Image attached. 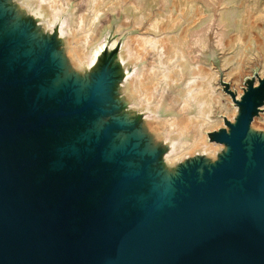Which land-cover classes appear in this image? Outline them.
Segmentation results:
<instances>
[{"label":"water","instance_id":"water-1","mask_svg":"<svg viewBox=\"0 0 264 264\" xmlns=\"http://www.w3.org/2000/svg\"><path fill=\"white\" fill-rule=\"evenodd\" d=\"M4 1L0 264H264V134L251 131L264 78L236 100L230 131L211 134L227 145L219 160L167 175L120 113L115 51L90 82L71 75L56 37Z\"/></svg>","mask_w":264,"mask_h":264},{"label":"bare ground","instance_id":"bare-ground-1","mask_svg":"<svg viewBox=\"0 0 264 264\" xmlns=\"http://www.w3.org/2000/svg\"><path fill=\"white\" fill-rule=\"evenodd\" d=\"M75 1L4 3L16 20L31 22L37 36L56 37L65 69L71 75L90 82L93 72L117 52L114 62L119 69L115 72L116 67H112L119 79L112 93L122 108L120 113L137 120L148 141L161 150L159 164L165 174L176 173L194 159L203 158L208 163L219 160L227 145L212 140L211 134L222 129L229 132V124L236 122L239 106L234 101L245 92L240 88L244 74L252 75L257 66L260 72L254 85L264 78L263 7L257 9L255 4L249 8L245 0H233V17L223 13L220 18L228 27L232 21L233 29L213 49L212 34L203 27L208 19L204 18L205 11L210 12L206 0ZM121 10L132 33L129 36L125 30L120 49L115 50L119 39L105 48V22L110 13ZM107 25L113 30L112 36L124 31L114 21ZM138 31L144 34H133ZM151 54L154 61L149 68ZM260 111L251 131L264 134V106ZM223 117L228 119L223 121Z\"/></svg>","mask_w":264,"mask_h":264},{"label":"rangeland","instance_id":"rangeland-1","mask_svg":"<svg viewBox=\"0 0 264 264\" xmlns=\"http://www.w3.org/2000/svg\"><path fill=\"white\" fill-rule=\"evenodd\" d=\"M80 1H82V0L75 1V4L80 3ZM198 1H203V0H198ZM256 1L257 0H245V2L249 8L256 4L257 9L261 10V8L263 7V10H264V0H258L257 2ZM206 3H207V6H208L210 12L205 11L204 18L207 17L208 19L206 20L203 27H205V26L208 27V29H209L208 31L210 32V34H212V37H213V41L211 42V48L216 49L217 48L216 42L222 41L224 38H226L229 35L230 30L233 29L232 21L229 22V24H231V26L228 27L227 26L228 22H226V21L223 22L220 18H221L223 13H229V15H231V16L234 15L235 7H236V1H233V0H206ZM113 21L115 22L117 27L124 29V31L121 34H115L112 36L113 30L110 29V27H108L107 24L108 23L111 24V22H113ZM105 26H106V28H105L104 34H103V42L105 43V48H107L109 46L110 41L112 42L114 39H119L117 42L115 50L120 49V47L123 45L124 40L126 38L127 33L125 30L128 31L129 36L132 33L130 31V29L128 28L130 25L124 24V17H123V11L122 10L121 11H113V13H110L108 20H106V22H105ZM133 34H135V35L136 34H144V31H138V32H135ZM216 51H215V53H216L215 62L218 63V62H220V59L217 58L218 51L217 52ZM104 52H105V50H104ZM115 53L117 54V52H115ZM116 54H114V56H113L114 59H115ZM153 56H154V54H151L148 56V60H147L148 62L147 63L149 65V68H151L153 66V61H154ZM259 72H260V69H258V67L256 66L255 68H253V74L252 75L246 76V74H244L243 81H242L243 84H241L240 88L241 89L243 88L242 90L246 91L249 87L250 81L255 82L256 78H258ZM228 89L229 90L231 89L230 85H228ZM231 96H232L233 100H235L236 99V92H233ZM234 103L237 104L236 100L234 101ZM263 113H264V111H263ZM158 115L161 116V112ZM223 119H224L223 121H225V119H228V118L223 117ZM223 124H224V122H223Z\"/></svg>","mask_w":264,"mask_h":264},{"label":"crops","instance_id":"crops-1","mask_svg":"<svg viewBox=\"0 0 264 264\" xmlns=\"http://www.w3.org/2000/svg\"><path fill=\"white\" fill-rule=\"evenodd\" d=\"M112 23H113V22H111V24H112ZM111 24H110V25H111Z\"/></svg>","mask_w":264,"mask_h":264}]
</instances>
